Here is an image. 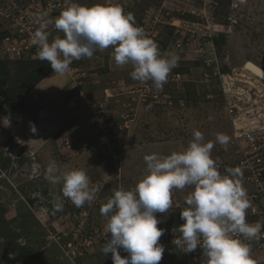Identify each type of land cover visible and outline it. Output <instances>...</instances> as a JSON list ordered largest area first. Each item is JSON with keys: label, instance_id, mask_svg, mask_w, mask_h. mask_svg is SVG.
<instances>
[{"label": "rangeland", "instance_id": "obj_1", "mask_svg": "<svg viewBox=\"0 0 264 264\" xmlns=\"http://www.w3.org/2000/svg\"><path fill=\"white\" fill-rule=\"evenodd\" d=\"M69 1L87 5L105 3V0ZM157 1L138 0L130 5V10L138 11L142 17L144 8L154 3L157 6ZM198 2L202 6L201 0ZM217 4L220 9H215ZM198 12H205L210 20L226 25L227 30L218 38L220 53L228 55L226 66L241 68L251 62L264 69V0H216L213 6L200 8ZM189 16L191 20L193 15ZM194 19L206 21L203 15ZM7 25L0 18V30ZM113 51L112 48L97 51L92 58L85 57L80 62L91 74L89 80L101 85L97 89L99 96L104 88H110L114 94L100 116L102 125L106 126V137L102 138V132H95L92 118L88 120L89 128L83 127L84 120L76 126L85 117V112L77 109L85 108L83 100L74 106L68 101V93L55 94L41 83L39 76L32 80L24 76L33 73L32 68L37 66L32 57L20 59L32 62L25 69L17 59L0 53L3 67L0 72L3 82L0 84V264H73L65 247L72 237H61L63 230L71 232L75 227L73 214L82 207L90 208L89 224L106 222L107 217L100 213L101 205L115 190L135 187L146 172L143 157L183 150L193 139L195 130L202 132L205 142L215 141L217 133L229 136L226 149L214 144L211 155L215 161H236L241 155L240 144L231 135L229 117L223 108L219 80L209 77L207 81L209 72L197 53L182 54L179 70L189 76L188 88L182 92L173 83H165L162 90L156 91L160 93L158 99L139 101L135 100L139 99L138 93L130 92L138 86L130 75L132 66H116ZM161 54L170 56L171 52ZM51 103L56 110H45ZM33 125L35 133L31 130ZM68 138L73 142L70 149L65 147ZM111 150L121 158L118 170L110 161ZM52 161L60 171L83 169L91 184L101 189L95 199L97 204L77 207L63 197L62 184L46 178L47 166ZM191 190H174L172 200L180 206L173 205L167 214L157 213L162 222L158 227L173 232L181 224L180 209L184 208L182 204ZM58 202L62 204L59 210L55 207ZM106 238L97 239L90 252L81 250L78 262L99 263L111 256V253L105 256L101 250ZM170 254V257L164 255L160 264H207V257L199 247L188 254L177 250Z\"/></svg>", "mask_w": 264, "mask_h": 264}, {"label": "clouds", "instance_id": "obj_2", "mask_svg": "<svg viewBox=\"0 0 264 264\" xmlns=\"http://www.w3.org/2000/svg\"><path fill=\"white\" fill-rule=\"evenodd\" d=\"M134 15L138 16V11L125 13L113 3L73 2L54 20L41 23L32 34L31 42L38 48L36 58L47 61L54 74L63 76L70 72L74 60L92 58L95 52L112 48L116 66L131 65L133 80L152 81L157 90H162L177 66V58L161 54L156 42L135 23ZM50 24L63 35L49 41ZM222 55L227 59L223 62L225 68L229 65L228 55ZM243 67L264 80L247 65ZM219 94L223 101L220 86ZM229 122L231 135L237 142L230 118ZM9 123L8 120L4 124ZM31 130L35 133L34 125ZM229 140L228 135L217 133L215 141L205 142L202 132L195 130L193 139L183 150L167 155L146 154L143 157L146 172L135 187L115 190L100 207L101 215L107 217L104 233L111 234L101 249L104 255L111 253L113 264H160L164 253L170 257L159 242L165 229L157 226L161 222L157 213L167 214L173 208L174 190L191 188L183 202L187 206L180 209L181 224L175 229L180 235H175L172 244L184 253L195 252L199 247L207 257V264H261L256 263L246 241L259 239L264 226L246 219L252 204L239 178L241 170L229 169L230 175L222 174L211 155L215 143L226 149ZM46 172L52 183L62 184L63 197L75 206L91 204L97 198L99 189L91 184L83 169L60 171L52 161ZM55 207L59 210L62 204L58 202ZM120 249L127 255L122 256Z\"/></svg>", "mask_w": 264, "mask_h": 264}, {"label": "built area", "instance_id": "obj_3", "mask_svg": "<svg viewBox=\"0 0 264 264\" xmlns=\"http://www.w3.org/2000/svg\"><path fill=\"white\" fill-rule=\"evenodd\" d=\"M137 1L105 0V3L119 5L125 13H128L131 12L130 5H134V2L136 4ZM189 1L158 0L157 6L154 3L145 7L143 16L141 17L139 14V20L136 19L135 23L154 42L162 38L163 26L169 25L173 28V39L169 42L167 52H171L170 56L177 58V66L169 74L167 83H173V87L177 90L183 92L190 80L187 73L176 69L182 67V54L184 52L197 53L200 56L199 59H203V66L209 72L206 74L207 81L209 77H216L217 82L219 80L224 109L233 125V135L240 144L239 152L241 155L234 162L216 161L219 166L218 170L222 174L230 175L229 169L239 168L242 173V176H239L242 183L253 184L256 187L254 191L248 193L252 207L247 210L246 218L251 217L247 220L248 222H260L264 226V80L244 67L224 68L223 62L227 59L226 56H221L219 53L216 38L227 30L226 25L210 20L205 12H198L200 8L213 6L215 1L201 0L202 6L199 2L196 4L197 0L195 4H190ZM68 5H70L69 0H0V18L8 24L6 28L0 31V53L4 54L5 57H13V59H21L26 56L37 59L38 48L31 42L32 34L41 23L49 19L54 20ZM144 14H147L149 19L146 20ZM185 15L195 17L203 15L206 21L195 20L193 16L190 20V16L186 18ZM47 30L50 33L49 41L57 35H63L51 24ZM80 60H74L70 65V86L78 90V93L72 97L71 104L75 106L80 100H83L85 102L84 107L89 109L94 116L92 124L95 127V132H102L100 138L106 137V129H104L106 126L105 124L102 125L100 116H103L102 112L114 94L110 88H104L101 97L84 92L83 86L89 81L91 74L81 66ZM137 82L138 86L130 91L131 93H138L139 99L135 100L147 101L160 97V93L156 92L158 90L153 87L152 81ZM72 145L73 142L69 138L65 140L66 148L70 149ZM110 161L118 170L121 158L117 152L111 150ZM100 191L101 189L98 192ZM172 199H174L173 195ZM176 203L180 206L178 202ZM93 204H97V201L94 200ZM177 204H174L173 201V205ZM182 205L187 206L186 203ZM73 215L75 227L70 230L71 232L63 230L61 237L62 239L67 236L72 237L65 244L66 255L71 258L73 264H81L77 259L82 254L81 250L88 251L97 239H105L106 237L108 239L111 234L105 235L104 233L107 221L89 224L91 219L90 208L82 207ZM174 231L175 233L164 232L160 238L159 242L165 246L166 253L175 250L183 252L172 244L175 235L179 236L175 229ZM246 243L250 245L256 263L264 264V227L261 229L259 239L246 241ZM119 251L122 256L127 255L123 249ZM97 264H113L112 257L109 256Z\"/></svg>", "mask_w": 264, "mask_h": 264}, {"label": "crops", "instance_id": "obj_4", "mask_svg": "<svg viewBox=\"0 0 264 264\" xmlns=\"http://www.w3.org/2000/svg\"><path fill=\"white\" fill-rule=\"evenodd\" d=\"M61 75L58 74H54V70L52 69V71H50L48 74H46V76L42 79L41 83L44 86H47L48 88H51V90L56 94L57 93H68V101L70 100L71 102V97L74 94L78 93V90L76 88H71L70 86V74L67 73L65 75H63L62 77H60ZM63 83H65L63 85ZM68 83V86H65ZM96 82H94L93 80H89L86 85L83 86V91L86 93H90L93 94L96 97H99L98 94V87H100L99 85L95 84ZM58 85V86H57ZM59 86H64V87H59ZM100 90V89H99ZM48 91H46V96H48ZM54 97V96H51ZM51 101H53V98H49ZM70 108H72V106H70ZM78 110H82V112H85V117H83V119H79L76 123V126H79L80 124H82V120H84L85 124L83 125V127L89 128V118L93 119V115L90 112L89 109L87 108H81V107H77ZM45 110H56V106L54 103H51L49 105V108L45 109ZM108 110V108L106 109ZM91 120V119H90ZM90 130V129H89ZM90 252V250H89ZM93 264H97V263H93Z\"/></svg>", "mask_w": 264, "mask_h": 264}, {"label": "trees", "instance_id": "obj_5", "mask_svg": "<svg viewBox=\"0 0 264 264\" xmlns=\"http://www.w3.org/2000/svg\"><path fill=\"white\" fill-rule=\"evenodd\" d=\"M214 1L216 2V0H214ZM218 6H219V4H217L216 8L217 9H220V8H218ZM134 17H135V19L137 18V16H135V15H134ZM162 31H163L162 32V38H160V40H157L156 41V44L158 45V47H159V49H160L161 52H166L168 46L170 45L169 42H171V40L173 39V28L171 26H169V25H165V26L162 27ZM218 38H216V44H217V46H218V42H219ZM218 51L220 53V50L219 49H218ZM17 60H18L17 61L18 63H22V66L25 69H28V67L26 65L29 66V64L32 63L30 61H27L26 59H24L23 61H20V59H17ZM33 61H36L37 66L35 68H32L31 71H34L33 73L29 72L28 74H26V73L24 74V76L27 79H31L32 80L33 77L37 79L38 78L37 76H39L40 79H43L46 76V74H48L50 72V70H52L51 65L47 61H41L39 59H33ZM2 68H1V65H0V72L2 71ZM225 68L227 69L228 67L225 66ZM177 69L179 70V67ZM40 79H38V80H40ZM0 84H3L2 80H0ZM186 88H188V84H187V87ZM243 186H244V188H247L246 189L247 190V193H251L256 188V187H253V188L250 187V186H254L253 184H243ZM100 192H97V196H98V193H100ZM250 218L251 217H248L246 219L248 220ZM159 224H162V222H160ZM165 232H168L169 233V230H167ZM164 255H165V253H164Z\"/></svg>", "mask_w": 264, "mask_h": 264}, {"label": "bare ground", "instance_id": "obj_6", "mask_svg": "<svg viewBox=\"0 0 264 264\" xmlns=\"http://www.w3.org/2000/svg\"><path fill=\"white\" fill-rule=\"evenodd\" d=\"M249 64L252 65V67H248L250 68V70L264 78V69L258 67V65L256 66L251 62H248L246 65L248 66Z\"/></svg>", "mask_w": 264, "mask_h": 264}, {"label": "snow or ice", "instance_id": "obj_7", "mask_svg": "<svg viewBox=\"0 0 264 264\" xmlns=\"http://www.w3.org/2000/svg\"><path fill=\"white\" fill-rule=\"evenodd\" d=\"M248 67H252V65L249 64Z\"/></svg>", "mask_w": 264, "mask_h": 264}]
</instances>
